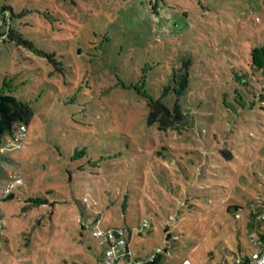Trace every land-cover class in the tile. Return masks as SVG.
I'll return each instance as SVG.
<instances>
[{"label": "rangeland", "instance_id": "rangeland-1", "mask_svg": "<svg viewBox=\"0 0 264 264\" xmlns=\"http://www.w3.org/2000/svg\"><path fill=\"white\" fill-rule=\"evenodd\" d=\"M261 45L264 0H0V90L33 111L23 148L0 155V193L22 179L0 200V264H99L85 195L125 204L106 225L127 228L137 259L251 254L264 229ZM185 62L184 122L160 131L137 88L171 108Z\"/></svg>", "mask_w": 264, "mask_h": 264}, {"label": "built area", "instance_id": "built-area-1", "mask_svg": "<svg viewBox=\"0 0 264 264\" xmlns=\"http://www.w3.org/2000/svg\"><path fill=\"white\" fill-rule=\"evenodd\" d=\"M27 128L23 124L17 125L12 134L6 135L0 143V155H3L8 150L16 151L23 148V141L26 138ZM22 185L20 175L13 177L0 193V200L12 195L15 188ZM82 204L88 207L94 216L92 223L86 227L89 228L92 237L100 239V246L104 248V252L99 261V264H148L155 263L162 254V249L157 248L156 251L147 257L145 260L136 259L130 249L129 232L126 227L119 225L108 226L106 221L108 218L118 217L122 221L125 213L122 212L120 206H113V212L103 211L99 208V203L96 199L85 195L82 198ZM107 212V213H105ZM125 219V218H124ZM261 221H264V215L261 216ZM1 227V216H0ZM142 228L148 227L146 222H142ZM254 239L255 249L249 255L232 256L231 258L224 259L221 264H264V248L258 241V235L251 234ZM180 264H191L190 261L184 260Z\"/></svg>", "mask_w": 264, "mask_h": 264}, {"label": "trees", "instance_id": "trees-1", "mask_svg": "<svg viewBox=\"0 0 264 264\" xmlns=\"http://www.w3.org/2000/svg\"><path fill=\"white\" fill-rule=\"evenodd\" d=\"M250 61L252 69L259 71L264 77V45L254 47L250 51ZM189 63H183L180 72L173 73V92L175 95V101L171 108L167 107L159 100L153 99L147 91L142 87L137 88V92L143 97L148 106L147 124H156L160 131L174 128L181 125L184 121V115L179 104V99L186 93L188 87V74ZM143 85V84H142ZM170 91V88L165 89L164 94ZM33 116L32 109L23 102L17 101L12 95L7 94L0 90V143L2 139L12 134L17 125H27ZM84 154V150L76 151L74 158L80 157ZM11 196V195H10ZM29 204L43 205L46 204L45 200H29ZM122 209V212H126V206L124 203L118 205ZM30 207V206H29ZM28 207V208H29ZM236 208V207H235ZM264 222V221H263ZM258 241L262 248H264V229L258 233ZM160 257L155 263L148 264H160Z\"/></svg>", "mask_w": 264, "mask_h": 264}, {"label": "crops", "instance_id": "crops-1", "mask_svg": "<svg viewBox=\"0 0 264 264\" xmlns=\"http://www.w3.org/2000/svg\"><path fill=\"white\" fill-rule=\"evenodd\" d=\"M102 257V256H101ZM101 257L99 258L98 262L100 261ZM137 259V258H136ZM138 260H141V259H138ZM142 260H145V259H142ZM160 264H163V262L160 260Z\"/></svg>", "mask_w": 264, "mask_h": 264}, {"label": "water", "instance_id": "water-1", "mask_svg": "<svg viewBox=\"0 0 264 264\" xmlns=\"http://www.w3.org/2000/svg\"><path fill=\"white\" fill-rule=\"evenodd\" d=\"M10 197H13V195H11Z\"/></svg>", "mask_w": 264, "mask_h": 264}]
</instances>
